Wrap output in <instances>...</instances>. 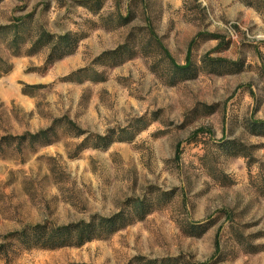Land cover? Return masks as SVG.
Segmentation results:
<instances>
[{
    "label": "rangeland",
    "instance_id": "1",
    "mask_svg": "<svg viewBox=\"0 0 264 264\" xmlns=\"http://www.w3.org/2000/svg\"><path fill=\"white\" fill-rule=\"evenodd\" d=\"M149 25L180 65L199 35V74L172 84ZM262 122L264 0H0V264H264ZM138 199L154 210L81 246L5 237Z\"/></svg>",
    "mask_w": 264,
    "mask_h": 264
},
{
    "label": "trees",
    "instance_id": "2",
    "mask_svg": "<svg viewBox=\"0 0 264 264\" xmlns=\"http://www.w3.org/2000/svg\"><path fill=\"white\" fill-rule=\"evenodd\" d=\"M121 20H125V18H121ZM16 27L19 28V26ZM147 28L149 29L148 33L151 39L150 42L151 41L157 42L158 39L156 38L153 29L150 27V25ZM45 35L47 36V38H49L46 40L47 44H50L56 38L54 35L51 34L48 35L45 34ZM68 36L69 34H64L57 38L54 44H62V46L52 49V51L48 55L46 66L75 52L79 40L76 38L75 40L69 41L67 39L69 38ZM198 36L199 35L195 36L189 44V49L186 56V63L184 65L178 64L170 55L164 44L158 41L159 43L157 44V46L159 48L160 54L162 55V57L169 60L172 71L174 73L172 77L173 80L171 81L172 84H175L177 82V79H186L187 77H191V78L195 77L197 74H199L202 67L205 66V58L200 59V62L202 64L199 65L195 64L191 60L192 48L194 44H196ZM214 37H218V36H214ZM13 41H16V38L13 39ZM131 44L132 43L130 41L129 42L127 41V43L121 46L120 49H123L124 51L131 49L128 51H132L135 46ZM61 47H63L64 49L63 52L61 50L62 49ZM37 48L38 49H35L34 46L33 49L29 51V53L36 54L41 49L39 47ZM58 49H60L61 52L60 54L55 56L56 50ZM130 55L133 56L135 55V53L131 52ZM218 61L221 62L222 60L220 59ZM186 72H191L192 74L190 76H186L185 74ZM178 76L180 78H177ZM261 130L264 131V122H262ZM203 131L204 130L201 128L196 131V134ZM136 134L137 133L133 134L128 141L129 142L132 141ZM99 138L100 137H98V139ZM100 140H103V138H100ZM111 143H113V140L102 145L105 148H107L110 146ZM230 145L234 146L235 143H230ZM232 147H228V148L233 149ZM81 149H86V147L84 146L80 148V150ZM179 149H180V143L177 145L176 159H178L179 157ZM153 210L154 208H149V206H147L143 200L140 199L133 201L128 200L125 203L124 209L110 215L94 214L88 220H80L76 223H68L63 225H56L48 221L31 223V224L29 223V224H25L19 230H15L6 234L5 237L7 239L15 238L19 240L23 245L27 246L28 248L39 247L43 249H58L66 246H81L94 239L109 237L112 234L116 233L117 231L131 225L132 223L144 219ZM218 247H219V240L216 241V250H218ZM9 248H10L9 244L6 245L4 242L0 243V257L3 256V253L5 252L7 253ZM7 259L8 258L5 259L4 264H8Z\"/></svg>",
    "mask_w": 264,
    "mask_h": 264
},
{
    "label": "crops",
    "instance_id": "3",
    "mask_svg": "<svg viewBox=\"0 0 264 264\" xmlns=\"http://www.w3.org/2000/svg\"><path fill=\"white\" fill-rule=\"evenodd\" d=\"M25 78L27 79V81H30L31 83L40 81L39 77L37 75H35V74L25 75Z\"/></svg>",
    "mask_w": 264,
    "mask_h": 264
}]
</instances>
